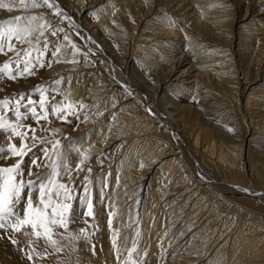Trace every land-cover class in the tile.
I'll list each match as a JSON object with an SVG mask.
<instances>
[{"label":"rangeland","instance_id":"1","mask_svg":"<svg viewBox=\"0 0 264 264\" xmlns=\"http://www.w3.org/2000/svg\"><path fill=\"white\" fill-rule=\"evenodd\" d=\"M148 1L153 4L152 8H160L166 3L158 0ZM170 1L168 4H173ZM175 1L182 6H179V10L190 3L189 0H174V3ZM2 2L11 4L12 11L0 8V30L8 27L2 23L5 20H12L14 26L17 24L24 26L31 17H37V20L31 24V34L27 36L25 43H20L13 37L11 43L15 46V50L39 48L45 52V55L41 57L44 66L40 67L37 63L33 68V75L17 77L15 80L8 78L7 75H0V100L5 97L12 98L8 107L0 105V116L10 123L24 125L19 130L27 132V137L22 141L21 138L12 136L10 130L0 129V147L7 148L9 143H14L19 148L23 143L26 149L31 148V152L23 160V175L16 178L18 181L21 179L25 182L37 181L38 177H47L51 173V161L45 159L44 150L48 149L51 158H56L51 152V146L40 141L59 140L65 160L59 169L61 175L55 179L57 183L67 184L72 189V198L65 200L60 197L57 201L54 197V203L71 205L69 212L65 213V218L70 217L71 222L66 228L53 227L52 230V238L58 241L57 246L61 248L60 251H56L43 235L40 237L31 235L30 226H22L19 232L6 227L0 229V257H3L0 259V264H125L129 261V252L133 248L135 251H132L131 261L135 264H205L202 263L203 258L198 255V251L191 255L190 260L180 256V253L177 254L175 249L168 251V247L173 244L172 239H175L174 245L178 246L184 242L188 233L185 229L170 227L169 218L173 215L170 212L174 208L162 207L171 199L174 186L182 183V180L174 183L168 170L171 166L163 169L158 161L153 164L149 154L143 156L132 146V139L153 136L157 140V148L152 153L158 158H163L162 162L175 157L178 166L185 171L187 183L192 184L196 189L206 186L201 185V181L196 177L199 160L207 165L212 175L214 174V180L218 182L221 180L215 163L213 169L210 158L202 155L192 144L189 145L193 154L192 165L188 163L186 155L183 158L170 155L179 148V138L171 125H159L156 115L150 108L152 105L158 106L157 99L154 94H145L142 89V82L145 79L142 80L141 75L146 71L144 65L147 58L144 59L143 55H140L141 48L136 47L138 45L149 47L152 42H147L146 38L153 32L152 28L145 26V23L161 16L158 20L171 22L172 27L183 29L186 28L184 25L187 20L184 13L175 12L177 14L175 16L168 10L159 14L155 11L138 23L137 17L136 20L134 19L136 10L134 0H56L57 6L68 17L65 19V16L54 15L55 9H47L44 6L35 9L30 7L32 0H25V3L29 4L27 8H20L19 0H2ZM213 4L218 7L221 14L234 19L232 30L228 35L230 42L226 48L233 54L236 70L233 73L234 77L246 74L247 79L246 82L240 80L238 91L241 92L246 83L248 86L252 83L254 86L260 84L259 79L264 75V68L249 64L247 57L238 59L235 53V45L238 42L235 28H241L244 23L240 22L239 16L245 11L246 21H253V26L258 28L257 22H264V14L258 10L259 5L255 0H241L237 5L232 4L231 0H214ZM110 11L114 14L115 21H112H117L127 33L131 34L128 35L131 37L125 44L124 51H119L124 58L122 62L112 61L105 54L99 55L100 53L89 40L86 30L79 26L91 23L93 28L99 27L105 12ZM16 16H21L22 20L19 22L13 20L12 18ZM40 24L51 26L43 37L39 36ZM59 29L63 31H58ZM52 32L57 34L53 36ZM97 32L105 33L103 28H99ZM65 35L69 37L67 41L64 39ZM28 40L31 43H28ZM45 40L48 41L47 49H44ZM108 41L111 45H116L113 42L114 38L111 37ZM7 44L8 40L5 38V51L0 53V65L14 60L15 53L8 51ZM56 47L60 48V53L53 57L52 53ZM135 55H139L138 67L133 65L131 60ZM12 67H15L14 63ZM117 67H120L122 74L121 79L124 82L122 86L114 85L119 78L114 73ZM125 79L126 81H123ZM41 91L50 102L47 108L48 119L37 122L32 118L30 108L23 105L27 104L29 98L39 101ZM17 93L30 94L21 101L20 107V111L25 113L27 118H18L15 115L16 100L20 99L19 96L14 97ZM52 104L61 105L64 112L54 113ZM68 105H72L71 109ZM37 111H40L38 105ZM28 126L35 129V132L28 131ZM33 135L38 138L35 146H33ZM244 153V156L247 155V150H244ZM19 159L20 157L12 156L5 151L0 155V166H12ZM34 159L39 166L33 165ZM82 160L84 163L80 169H77V165ZM63 163H67L71 169L68 174H64ZM244 176L239 178L240 181L232 183L238 184L240 189L245 191H253L254 187L249 183L247 174ZM44 182L47 183V179ZM219 185L221 188H226L224 185L227 184ZM38 187V183L31 187L26 185L16 209L20 216H23L27 195H31L34 204L38 203L40 196ZM85 187L88 189V199L93 205L92 216L87 215ZM210 191L211 188L208 190V195ZM149 193H153L152 196H149ZM155 196H161L158 205ZM229 196L227 200H214V214L219 215L218 220L214 222L215 228L226 218H230L232 226L242 230L244 235L254 233L257 234L256 236L264 237V198L252 197L241 192ZM152 208L156 209L149 214ZM184 215L185 210H182L180 216ZM157 218H160L159 228L164 229L168 226L165 235L160 236L161 238L156 241L152 239V232L158 227ZM81 229L84 233H81ZM220 230L217 229V232L220 233ZM25 231L29 235H24ZM228 236L226 232L218 239L219 245L223 244L221 247L223 255L219 264H227L231 246L229 247L228 242L225 244L223 242ZM12 240L16 243H12ZM246 253L244 261L239 263L234 261L229 264H257L264 260V240L256 243L255 247L247 250ZM29 255L32 257L31 260L28 258Z\"/></svg>","mask_w":264,"mask_h":264},{"label":"bare ground","instance_id":"2","mask_svg":"<svg viewBox=\"0 0 264 264\" xmlns=\"http://www.w3.org/2000/svg\"><path fill=\"white\" fill-rule=\"evenodd\" d=\"M134 1V19L137 17L138 23L155 11L159 14L166 10L175 16V12L184 13L187 19L184 25L186 28L183 29L172 27L171 22L158 20L161 16L145 23L153 32L146 38L147 42H152L150 48L142 45L136 47L141 48L140 55L142 54L144 59L147 58V64L144 61L146 71L141 75L142 80L145 79L142 89L145 94H154L157 99L158 106L152 105L150 108L159 125H171L179 138V148L170 155H176L178 158L186 155L188 163L192 165L193 154L189 149L192 144L202 155L210 158L213 169L215 163L221 179L219 182L214 180V174L212 175L207 165L199 160L196 177L201 181V185L206 186L196 189L187 183L185 171L178 166L175 157L162 162L163 158H158L152 153L157 148V140L153 136L132 139V146L143 156L149 154L153 164L158 161L163 169L171 166L168 170L174 183L182 180V183H178L182 184V187L176 184L171 199L162 207L174 208L170 212L173 215L169 218V226H175L178 230L185 229L188 233L184 242L178 246L174 245L175 239H172L173 244L168 247V251L175 249L177 254L180 253V256L189 260L191 255L198 251V255L203 258L202 263L219 264L223 255V244L219 245L218 239L228 232L229 236L223 242H228L229 247L231 246L227 264L244 261L246 251L263 241L264 237L254 233L250 234L251 236L244 235L242 230L232 226L230 218H226L215 228L214 222L218 220L219 215L214 214V200H227L230 194L240 192L264 198V75L259 79L260 84L254 86L252 83L248 86L246 83L244 89L238 91L240 80L246 82L247 79L244 72V76L234 77L236 70L233 54L226 48L230 42L228 35L234 19L221 14L213 4L214 0H189L188 6L180 10L181 5L177 1L174 3V0L170 1L173 4H168L169 0H158L166 2L163 6L160 5V8H152L153 4L148 0ZM231 1L235 5L241 2ZM255 1L259 5V12L264 14V0ZM246 16L247 13L243 11L239 17L240 22L244 23L241 28H235L238 36L235 45L236 56L238 59L247 57L249 64L264 68V22H257L258 28H255L253 21H246ZM113 17L112 11L105 12L99 27L93 28L91 23L79 26L86 30L99 55L105 54L112 61L122 62L124 58L120 52L124 51L125 44L131 37L128 35L131 34L117 21L113 22ZM99 28H103L105 33L98 34ZM111 37L116 45L109 43L108 39ZM138 57L139 55H135L131 59L136 67L140 63ZM119 68L114 71L115 76L119 77L114 85L122 86L124 82ZM244 150H247L245 156ZM246 174L249 183L254 187L253 191H245L240 189L238 184L232 183L240 181L239 178L245 177ZM221 183L227 184L224 185L226 188H221ZM209 188L211 193L208 195ZM152 194L149 193V196ZM160 199L161 196H155L156 205ZM155 209L152 208L149 214ZM182 210H185L184 216H180ZM159 219H155L157 225ZM167 226L162 229L158 225L152 232V239L157 241L160 236L165 235ZM217 229H221L220 233ZM218 233L219 236L215 240ZM257 264H264V260Z\"/></svg>","mask_w":264,"mask_h":264},{"label":"snow or ice","instance_id":"3","mask_svg":"<svg viewBox=\"0 0 264 264\" xmlns=\"http://www.w3.org/2000/svg\"><path fill=\"white\" fill-rule=\"evenodd\" d=\"M41 6L46 7L47 9H55L54 15L56 16H65L64 12L57 6L56 0H32L30 7L32 8H40ZM20 8H27L29 4L25 3V0H19ZM0 8H5L8 11H12V5L3 3L0 0ZM16 22L22 20L21 16H16L12 18ZM65 19L68 17L65 16ZM37 17L33 16L28 21L27 25L21 26L19 24L13 25L12 20H5L2 23L8 25L7 28L0 30V53H4L5 38L8 40L7 48L8 51H14V60H9L0 65V75H7L8 78L15 80L17 77H23L25 75H33V68L37 63H39L40 67H43L44 64L41 62V57L45 55V52L39 48H25L21 50H15V46L11 43L13 37L16 41L20 43H25L27 36L31 34V24L36 21ZM51 26L47 24L39 25V36L43 37L45 32L50 30ZM58 31H63V29H59ZM57 33L52 32V35L55 36ZM64 39L67 41L69 37L65 35ZM31 43L30 40L27 41ZM37 42L39 43V37L37 38ZM44 49L48 47V41H44ZM75 47V45H73ZM35 53V55H34ZM60 53V48L56 47L55 51L52 53L53 57L58 56ZM15 64V67H12V64ZM22 66V67H21ZM30 94L27 93H17L15 96H19L20 99L16 100V107L14 108L15 115L18 118H27L25 113L20 111L21 101L24 100ZM40 100L33 101L32 99H27V104L23 105L24 107L30 108V113L33 119L37 122L39 120L48 119V105L49 101L45 98V94L43 91L40 92ZM13 97V98H14ZM9 97H5L3 100H0V105L3 107H8L10 102ZM37 105L40 111H37ZM72 105H68V108L71 109ZM83 107V105H81ZM52 111L54 113L60 114L64 112V108L58 104H52ZM74 114V113H73ZM24 125L20 123H10L5 120L3 116H0V129L10 130L12 136L19 137L23 141L27 137L26 131H20L19 129L23 128ZM28 131L35 132V129L28 126ZM11 139V137H9ZM38 138L33 135V146H35V142ZM42 144L47 143L51 146V152L55 155V159L51 158V154L48 149L44 150V157L51 161V173L47 177H38L37 181H27L17 180V176L23 175L22 165L24 157L27 156L31 152V148L25 147L23 143H21L20 147L14 143H9L7 148L0 147V155H3L5 151L9 152L12 156H18L20 159L12 166L2 167L0 166V229H4L6 227H11L14 231H21L22 226H30L31 227V235L36 237H40L43 235L46 241L50 242L56 251H60L61 248L58 245V241L53 239V227H64L71 222L70 217L65 218V213L69 212L71 205L62 202H55L54 197L58 201L60 197H63L65 200H70L72 198V189L69 188L67 184L57 183L56 177L60 176L61 173L59 171L62 162L65 160V154L62 151V147L60 145L59 140L52 141H40ZM33 165L39 166L37 160L34 159L32 161ZM84 163L82 160L80 164L77 165V169L81 168V165ZM63 167L65 169L64 174H68L70 172V167L67 163H63ZM91 171V169H88ZM29 175H31V171H29ZM47 179V183L44 180ZM87 179V178H86ZM38 183V191L40 193L39 200L37 204L33 203V199L31 195H27L26 197V207L23 210V216H20L17 212V205L20 203L22 199V193L25 191L26 185L31 187L34 184ZM88 189L85 187L84 189V200L87 202V215H93V205L91 200L88 199ZM50 210V211H49ZM81 233H84V230L81 229ZM24 235H29L27 231L23 233ZM62 238H64L62 236ZM31 242V241H30ZM12 243H16L15 240H12ZM115 237L113 238V244L115 246ZM118 251V249H117ZM135 251V248L132 249ZM132 251L129 252V261H126L125 264H135L134 261H131ZM30 260L32 259L31 255L28 257Z\"/></svg>","mask_w":264,"mask_h":264}]
</instances>
